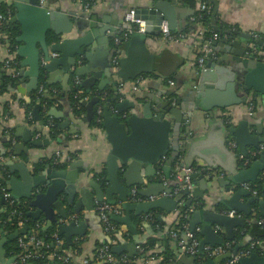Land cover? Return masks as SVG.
<instances>
[{"label": "water", "instance_id": "obj_1", "mask_svg": "<svg viewBox=\"0 0 264 264\" xmlns=\"http://www.w3.org/2000/svg\"><path fill=\"white\" fill-rule=\"evenodd\" d=\"M11 2L14 15L10 22L18 24L20 28L15 52L20 59L19 73L30 79L26 86L27 93L37 88L42 70L53 73L57 68H61L63 73L69 74L70 68L76 66L77 59L84 58L86 61H92L94 56L102 54L101 51L92 49L91 33L76 38L71 37L75 33L79 34L86 27H93V22L96 20L94 17L91 18L92 22H74L68 13L51 10L47 4L42 6L37 0H11ZM213 3L215 12L217 5L215 1ZM177 11L175 1L168 0H151L147 9L136 10V17L146 22V28L142 34H132L121 46L118 69L115 73L119 82L129 83L141 75H152L156 66V58L149 51L146 41L152 36L160 35L162 22L168 24L170 31L174 30ZM213 44L217 45L216 42ZM257 44L262 45L260 41ZM229 47L235 49L233 55L235 61L241 64L242 72L232 73L220 66L212 71L215 65L206 61L203 69L197 72L196 85L179 97L174 92L169 93L167 102L163 101L160 93L158 97L136 95L133 101L124 100L117 103L111 112L110 103H115L118 97L117 88H115L114 98L107 100L101 113V128L111 146L110 153L106 158V186L91 182L94 194L86 189L77 192L73 185H68L65 171L47 168L33 177L24 162L8 164L10 173L17 172L21 180L20 182L15 178H10L8 181L12 197L17 202L26 204L27 208L34 209L33 212L27 214V217L38 220L43 214L48 221L47 226L56 224L59 234L65 235V241L71 244L73 237L84 235L86 227L83 220L78 223L69 221L71 216L80 215L82 208L88 214L93 213L95 202L96 204L121 203L124 216L111 218L128 228L134 242L113 247L112 252L116 255L128 252L129 257H133L138 239L135 226L131 222V214L141 216L152 210H161L170 214L177 210L182 212L186 208L193 207L202 194V190L197 189L194 182L202 180L207 187L205 177L194 173L190 176L191 189L182 187V183L177 182L175 190V188L172 189V186L164 187L160 181L154 182L155 166L162 162V159L168 157L163 170L166 174L171 171L182 151L179 139L184 118L190 120L194 112L207 113L213 108L226 109L245 101V98L240 99L236 96L235 83H244L243 87L253 86L256 96L264 95V88L251 83L254 75L264 73V63L258 61L261 56L246 55L241 43L237 41L231 43ZM52 54H56L57 57L53 58ZM93 67L89 64L86 68H77L74 71L76 76L86 77L79 85L86 94H90L97 83V89L103 91L106 80H100V78L110 77V73L106 70L111 68L110 64L102 63L101 72L94 71ZM25 68L27 71L24 70ZM224 73H228L232 80L230 77L229 83L222 86ZM146 99L149 102H146L140 109L139 102ZM98 101L99 98L95 97L89 103H83L86 109L84 119L86 122L92 121L93 108ZM153 104L155 107L152 106ZM37 111L38 107H35V113ZM169 117L172 120H169ZM214 122L221 121L215 120ZM223 129L222 137L216 140L208 139L205 134L192 136L187 144L184 163L180 164V168L189 169L196 165V161H201L216 172V175H219L220 171L225 173L224 177H218L216 181L222 189L218 191L217 199H215L216 196L213 197V200L216 201L198 202L195 209L189 211L187 215L189 231L197 234L200 238L198 252L200 257L204 256L203 250L206 246L212 248L225 246L226 240L234 238V229L245 226V218L237 217V215L230 216V212L244 213L245 217H249L251 206L257 203L259 214L264 218V199H258L242 187L247 183L255 184L262 178L264 150L252 159V164L244 165L243 161L251 158L253 151H258L259 146L264 143V138L250 134L247 120L239 122L236 126H225ZM229 140L236 142L237 151L228 148ZM33 144L39 145L37 142H33ZM239 155L242 157L241 159H239ZM133 187L138 189L139 196L146 199L153 197L154 200L139 204L128 203L127 198ZM262 190L264 191V181ZM161 194L164 196L161 197ZM76 195H79L78 200H75ZM189 196L191 199L180 206V202ZM243 196L250 197L245 204L240 202ZM60 220L69 222L62 224ZM26 228L25 225L20 232L23 233ZM218 230H223L225 237L222 236V233H218ZM3 233L0 230V235ZM15 237L16 234L0 237L1 264L13 263V259L5 260V248ZM238 249L239 247H236L232 255H220L207 261L206 264H220L230 259L231 256L232 258L236 257ZM194 261L195 257L185 254H182L178 259L180 264H193ZM261 263L262 261L256 260L254 257L247 258V255L240 257L237 261V264Z\"/></svg>", "mask_w": 264, "mask_h": 264}, {"label": "crops", "instance_id": "obj_2", "mask_svg": "<svg viewBox=\"0 0 264 264\" xmlns=\"http://www.w3.org/2000/svg\"><path fill=\"white\" fill-rule=\"evenodd\" d=\"M46 1L48 2L49 9L68 13L74 22H92L91 18L94 17L96 20L93 22V27H86L82 29L79 34L75 33L71 37L76 38L80 35L91 33L90 44L92 49L101 51L102 54L94 56L92 61H86L84 58L77 59L78 62L76 66L70 68L68 72L69 74L63 73L61 68H57L53 73L43 70V76L45 77L46 83L50 86V89L43 91L41 94L38 93L40 87L39 81L37 88L27 93L26 86L30 82V79L29 77H23L20 75L19 72L21 68L19 67L17 77L13 78L11 76L12 79H17V84L13 88H10L9 86L7 92L0 96V108H2L3 105L10 107V110H8L3 118L4 123H7L6 129L9 130V132L6 130L1 134L0 155L7 153L8 157L3 161V164L7 168L8 164L24 162L29 171H31L33 177H35L38 172L44 171L47 168L55 171H65L67 173L68 185H73L77 192L86 189L94 194L95 191L90 183L95 182L100 184L96 175L105 171L106 158L110 153L111 146L107 141L104 131L95 126H91L90 124L92 121L86 122L84 120L86 117V109L85 104L83 103H89L92 98L98 97L100 103L105 106L107 100L114 98L116 94L115 88H117V100L115 103H110V111L112 112L117 103L124 100L133 101L137 94L133 92H125V90L120 89V85L116 86V83L118 84L120 81L115 76L116 71L112 67L110 69L107 68L106 70L110 73V77L104 76L103 78H100V80H106L104 90L99 91L97 89V83L92 88L90 94H86L85 96L84 94L81 95L79 103L82 108L77 109V113L74 114L73 106L69 99V93L77 87L74 84L75 79H79L82 83L84 78H86L76 76L74 71L77 68H86L87 65L91 64L94 66V71L101 72L102 63L104 64L106 62L112 65V57L115 49L113 38L122 28L125 14L131 9H147L151 0H92V8L88 16L84 14L82 8L75 2L76 0ZM168 1H175V7L178 9L176 13V27L171 32L175 35H183L184 39L180 42L173 43L163 41L160 35L158 37L152 36L147 39V47L156 58V66L154 67V72L150 75L152 78L144 75L147 79L142 83L138 94L146 95L148 97H158V94L160 93L162 96L160 97L165 102H167V96L169 93L174 92V94L179 97L196 85L198 80V67L195 65L197 50L192 48L193 42L195 41L194 32L197 27L193 20L195 19V10L186 6L182 0ZM207 1L208 6L201 2V0H196L195 7L196 9H201V6L204 5L207 10L210 11L209 27H204V29L205 31L216 33L218 35V38L212 42V52L205 57V62L207 61L208 63L215 65V68L212 69V71H215V69L220 66L230 70L232 73L239 74L242 72L241 64L235 61V56L233 55L235 49L229 47L231 43H235L236 41L241 43V47L244 49L246 55H250L249 47L251 44L259 47L261 53L258 54V56H261V58L257 59L264 63V0ZM213 1H215L217 5L215 12V4ZM241 38L242 40H240ZM259 41L262 45L257 44ZM214 42L217 43L216 46L213 44ZM15 52L13 54L11 53L12 55L9 56L10 52L0 46V63L1 61L6 60V58L13 59L14 55L16 56ZM2 69L3 73L9 72L3 67ZM24 70L27 71V68ZM51 75L53 79H51ZM230 77L231 76L228 73L223 74L222 86L229 83L228 80ZM110 78L111 80H109ZM171 78H173V80H170ZM230 80H232V77ZM168 81L174 82L175 87L170 86L167 83ZM251 83L254 86L264 88V73L254 75ZM235 84L236 96L240 99L245 98V101L226 109L213 108L207 113L194 112L190 120L187 118L184 120L183 123L186 125L182 124V128H184L183 133L190 132L191 137L205 134L208 139L216 140L217 138L222 137L224 130L223 127L232 125L236 126L239 122L247 120L250 134L255 137L264 138V95L258 94L256 96V91L253 86L243 87L245 84L240 82ZM35 94L38 97L43 95L44 98H50L52 100L49 101L50 105L47 110L49 118L52 119L58 127L56 130V141H52L46 136L47 127L42 125L39 115L40 110L44 111V109H46V105L39 99L33 100L32 98ZM18 97L26 103H30V101L34 102L31 112L30 109L27 111L15 100ZM250 99H254L256 105H254ZM146 102L149 101L146 99L139 102L140 109ZM98 103H96L94 107ZM249 104L254 105V108L251 111L248 108ZM152 106L155 107L154 104ZM35 107H38L36 113ZM221 111H225L227 116H221ZM169 120H172V118L169 117ZM215 120H220L221 122H214ZM33 142H37L39 145H34ZM188 142L183 143L181 147L182 151L179 157L181 163H184V156L187 152ZM57 153L61 156L60 162L55 160ZM167 158L162 160L163 162L157 167V170L155 167L154 182L160 181L164 187L168 188L172 186V189L175 188L176 190V167H172L168 174L163 170ZM43 159L50 160L51 162L45 164L42 168L37 169L36 165L42 162ZM196 165L204 164L201 161H196ZM160 167L161 170L158 169ZM35 169L36 171H34ZM158 174H161V177H158ZM218 174L219 175L214 176L203 175L207 187L202 180H196L194 182L197 189L199 188V190H202V194H200L199 201L195 202L193 207L189 209L186 208L185 211L182 212L177 210L170 214L161 210L158 211V219L166 225L164 231H167V229L170 230L174 225L179 224L181 218L186 219V228L189 230V220L187 219L189 211L194 210L195 205L198 202L201 203L206 201L209 203V200L215 202V199L218 197V191L222 190L216 181L218 177H224L225 173L220 171ZM10 175V178H15L21 182L17 172H14L13 174L10 173ZM215 196L216 198L213 200V197ZM78 199L79 195H76L75 200ZM189 199H191L190 196L185 197L180 202V206L187 203ZM249 199L250 197L243 196L240 202L245 204ZM33 211L34 209L28 207L27 214ZM3 212L4 207L3 210L0 209V217ZM234 213L237 217L245 218V226L234 229V238L232 240H226L225 244L228 245V249L225 254L232 255L235 252V248L239 247L236 253L238 259H240L241 255L245 254L243 256L247 255V258L254 257L256 260L262 261L261 264H264V224H260V222L264 223V218L259 214L258 210L257 212L254 210V204L251 206V215L249 217H245L244 213ZM75 216L78 217L76 223L83 220L86 227L83 236L73 237L71 241L72 244L82 241L83 245L80 246L81 252L78 251L75 255L71 250H68L67 256L71 257L70 259L72 261L69 264H82V259L84 258L89 259L92 263V260L94 259L93 252L105 244L117 247L134 242L132 235L131 240L128 239L125 241L124 239V242H119L116 238H113L112 240L110 238V241H108L109 236L104 232L102 222L95 212L88 214L86 210L82 208L81 214ZM144 216H146V214L141 217L144 218ZM132 217L136 216L131 214V219ZM28 219L37 223L43 231L50 229L52 226L57 227L56 224L47 226L48 221L43 214L40 215L38 220H34L31 217H28ZM255 221L257 222L254 223ZM68 222L69 221L60 220V223L62 224H67ZM122 226L123 227L118 228V232L122 235L121 237L123 239V236L127 237L131 233H129L128 228L125 225ZM23 227H16V230L11 232L6 231L0 219V230L4 232L0 237L16 234V237L12 240L16 241L18 238H23L32 233V229L28 226L26 230L21 233L20 231ZM138 231L139 232L136 230L138 243H136L135 255L129 257L128 252H123L119 255H124L132 260L138 254L143 253L140 244L143 243V240L154 235L155 228L150 223L143 220ZM218 233H222V236L225 237L223 230H218ZM64 236L65 235H62L65 241ZM170 243V249L174 250L178 262V259L182 254L176 249L175 242L170 241ZM7 246L5 248V260L13 259L14 262L16 258L7 252ZM157 246L158 247L151 250L144 259H138L136 264H141L142 260L152 258L157 260L155 264H160L161 257L158 256V254L160 253L162 246H160V243H157ZM232 259L231 256L230 259L226 260L228 261V264ZM210 260H213V258L196 256L193 264H206L207 261ZM224 262L220 264H225ZM97 263L98 262L96 261L95 264Z\"/></svg>", "mask_w": 264, "mask_h": 264}, {"label": "built area", "instance_id": "obj_3", "mask_svg": "<svg viewBox=\"0 0 264 264\" xmlns=\"http://www.w3.org/2000/svg\"><path fill=\"white\" fill-rule=\"evenodd\" d=\"M39 2L40 5L42 6H46V0H37ZM80 1V0H79ZM79 1H75L76 3H78V5L82 8V10L84 11V14L86 16L89 15V13L91 12V8H92V4L89 3H85V4H81ZM0 2L2 4H4L5 6H7V10L5 14H0V30L3 28V26L9 22V20L11 19L10 17V9L9 6L11 5V0H0ZM205 9H207L204 5L201 6L200 11H204ZM196 19V18H195ZM195 19H193L195 21ZM145 28H146V22L144 20H142L141 18H137L136 17V10L131 9L129 10L124 18H123V23H122V28L118 31V34L114 36L113 38V42H114V54L112 57V66L114 67L115 71H117L118 69V61L120 59V48L121 46L124 44V42H126L130 36L134 33H139L142 34L145 32ZM205 33V29L200 27L198 28L195 32H194V37H195V41L193 42V47L194 49L197 50V52H199L200 57L197 60V67L198 70L203 69L204 67V63H205V57L210 54L212 52V42L214 40H216L218 38V35L216 33H212L211 37L207 38L206 40L203 39V35ZM160 36L161 39L165 42L168 43H173V42H180L184 39L183 35H175L173 34L168 27V24L166 22H162L160 25ZM203 39V40H202ZM201 40V41H200ZM5 49H7V47H5ZM250 49V55L253 57H258V54L261 53V50L259 47L255 46V45H250L249 47ZM10 52V50H9ZM13 54V53H12ZM11 54V55H12ZM52 57L55 58L57 57L56 54H52ZM42 65L44 64V62H41ZM3 68L6 71H9L11 76L13 78L17 77L18 75V62L15 60V58L13 59H6L3 62ZM143 79L139 78L137 79L132 85H125L123 83H120V89L121 90H125V92H133V93H138L140 92V87L143 83ZM170 86L175 87L174 82L172 81H168L167 82ZM75 86H79L80 84V80L79 79H75L74 81ZM80 89V88H78ZM82 89L77 91V95H82L83 92L81 91ZM44 91V88L42 85H40L38 93L41 94ZM249 110L251 111L254 106L253 104H249L248 106ZM45 111V109H44ZM101 114V110L100 108L97 109V114H96V123H100V119L98 116H100ZM184 125H186L185 123H183ZM100 130H102L100 128ZM103 131V130H102ZM184 136V143H187L191 137V133L190 132H185L183 134ZM228 148L232 151H237V144L234 140H229L228 141ZM264 150V143L262 145L259 146L258 151H253L251 153V158L244 160L243 163L244 165H250L253 162V158L257 157L259 155V153ZM242 157L239 155V159H241ZM61 156L60 154L57 153V157L55 160H58V162H60ZM4 159L3 157H0V162H3ZM200 166L199 169L195 170L194 168H176V174L175 177L177 178V182L182 183V187H187L188 189H191V182H190V176L194 173H198L204 176H214L217 173L212 171L211 169H209L207 166L205 165H198ZM180 170V171H179ZM161 174H158V176ZM261 177H264V170L261 172ZM242 187L248 191L251 192V194L253 196H257L258 195V191L253 189L249 183L242 185ZM138 189L136 187L132 188L130 191V195L127 198V202L130 204H139V203H143V202H148V201H153L154 198L150 197V198H143L141 196H139V194L137 193ZM0 192H1V201L4 204V210L6 211H10V216L7 219V222H12V217L11 215H16L17 216V222L15 224V227L21 228L25 225V221L21 220V218L23 217V212L22 211H17L16 209H14V206L16 204V200L12 197V194L9 190V186L8 189L5 186L0 185ZM161 197L164 196V194L160 195ZM264 197V196H263ZM264 199V198H262ZM95 213L97 214V216L99 217V219L101 220L103 226H104V232L107 235H110V233H113L117 230V227H115L111 222L110 219L113 216H117V217H123L124 216V211L122 209V204L121 203H116V204H108V203H97L95 205L94 208ZM230 216H234L236 215L234 212H230L229 213ZM76 216H71L69 218V221H77ZM143 220L145 222L150 223L152 226H155V221L152 218L151 215L146 214V216H144ZM260 224H264L262 222H260ZM178 224L174 225L167 233V236L169 237L170 241L175 242V247L176 249H178L180 251L181 254H185L187 256H191V257H196L198 256V252H199V245H200V240H198L195 237V233H191L187 228L186 225H183L181 228H177L175 226H177ZM155 228H157L155 226ZM181 234V238L179 237V235ZM53 239L55 240V244L56 246L60 244L59 239L57 234L53 235ZM18 240V244L19 247L22 248L23 250V254L16 259L13 263L11 264H26L28 263V261L30 260H35V259H46L47 261H49V263H53L54 260H59L64 264H69L72 261L69 259L70 257H68L67 255H60L57 254V252L53 251H49L48 250V244L44 241V239L42 238H38L37 237V232L35 228H32V233H30V236L28 237H20L17 239ZM227 249H228V245L225 244V246L221 247H210V246H206L203 250L204 256L208 257V258H215L218 257L220 255H223L225 253H227ZM73 254L75 255L76 252L73 251ZM245 255V254H243ZM243 255H241L240 257H242ZM96 261H103L105 262V264H132V261L127 258L126 256L122 255L120 258H117L114 256V254L112 252H110V248L107 245H103L102 247H100L96 253ZM238 260V256L233 257V259L229 262V264H236ZM157 260L155 259H145L142 260L141 264H155ZM82 264H93L91 263V261L89 259H82Z\"/></svg>", "mask_w": 264, "mask_h": 264}, {"label": "trees", "instance_id": "obj_4", "mask_svg": "<svg viewBox=\"0 0 264 264\" xmlns=\"http://www.w3.org/2000/svg\"><path fill=\"white\" fill-rule=\"evenodd\" d=\"M79 1V0H76ZM81 4H85V3H89L92 4V0H80L79 1ZM182 2L188 6L191 7L192 9L195 10V26L197 25L195 31L200 27L204 28V27H209L210 24V11L205 9L204 11H200V9H196L195 4H196V0H182ZM201 2L205 3L208 6V1L207 0H201ZM46 4L49 8L48 2L46 1ZM10 9V17L12 18L14 15V8L12 6V4L9 6ZM7 10V6H5L4 4H2L0 2V14H5ZM11 20V19H10ZM9 20V22H7L3 28L0 30V46L1 48H5L7 47V50H10V54L14 53L16 51V48L18 46V43L16 42V39L18 38L19 34H20V28L18 24H13L11 23ZM212 32H208L205 31L204 35H203V39L206 40L207 38L211 37ZM202 39V40H203ZM200 57L199 52L196 53V60H195V65L197 67V60ZM15 60L18 62V70H19V58L17 56L14 55ZM9 59V58H6ZM3 61H1L0 63V96L4 95L7 92V89L9 88H13L16 84H17V79H12L11 78V74L10 72L8 73H3L2 72V67H3ZM146 77V76H145ZM151 77V76H150ZM152 78V77H151ZM170 80H173V78H171ZM39 85H42L44 88V91L49 90L50 86L46 83L45 81V77L43 76V70L40 73L39 76ZM79 90V89H78ZM83 90V89H82ZM71 91V90H70ZM84 96L86 95V93L84 92ZM69 99L70 102L72 103L73 106V110H74V114L77 113V109H81V105L79 103V101L81 100L80 96L81 95H77V87H75L74 90H72V92L69 93ZM83 95V94H82ZM36 96V97H35ZM35 96L32 98L34 99H39L40 101L44 102L46 105V109L45 111L40 110L39 115H40V121L42 122V125L47 127V134L46 136L52 140V141H56V130H57V125L56 123L49 118L48 115V110L47 108L50 105L49 101H52L50 98L46 99L44 98L43 95L41 96H37L35 94ZM20 105H22L27 111L30 112L33 109V101H30V103H26L24 102L22 99H20L19 97L15 99ZM252 100V103H254V105H256V101L254 99H250ZM74 104V105H73ZM102 103H98L95 107H94V117L92 119L91 122V126H95L97 128H101V123H96V111L97 108L101 105ZM253 105V106H254ZM104 107V106H103ZM102 107V108H103ZM8 110H10V107H6L5 105H3L2 108H0V137L1 134L4 133L7 129V123H4L3 118L4 115L8 112ZM221 116H227V113L225 111H221ZM229 116V115H228ZM9 132V130H7ZM1 157H3L4 160L7 159L8 155L7 153H4L3 155H0ZM43 162V163H42ZM42 162L38 163L36 165L37 169L42 168L45 164L50 163L51 161L49 160H45L43 159ZM4 162H0V185L5 186L8 189V181L10 180V172L8 170V168L3 164ZM195 170L199 169L200 166L195 165L193 167ZM96 178L99 179L100 184L105 187L106 186V172L103 171L102 173L96 175ZM264 181V177L261 178L257 183L253 184V183H249V185L258 191V195L256 196L258 199H262L264 198V191L262 190V183ZM0 209L3 210L4 204L1 201V192H0ZM14 209H16L17 211H22L23 212V217L21 218V220L25 221V225H27L28 227L35 228L36 232H37V237L38 238H42L44 239V241L48 244V250L53 252H57V254L60 255H67L68 250H71V252L73 253V251L75 252H81V248L80 246L83 245L82 241L77 242L76 244H68L66 241H64L62 235L59 234L57 228L54 226H52L50 229L43 231V229L37 224L34 223L32 221H30L27 217V205L26 204H22L16 201V204L14 206ZM254 210L257 212L258 208H257V203H254ZM159 210H152L150 211L148 214L152 216V218L155 221V226L157 228H155V233L153 236L148 237L146 240H143V243H141V248L143 249V253L138 254L136 257H134L131 261L132 264H136V261L138 259H144L145 256H147L149 254V252L151 250L156 249L157 243H160V246H162V249L160 251V253L158 254V256L161 257V261L160 264H178L179 262H177V257L176 254L174 253V250L170 249L171 243H170V239L167 236V233L169 231V229H167V231H164L166 228V225L160 221L158 219V212ZM10 211H6L4 210V212L2 213L0 219L2 224L4 225V228L6 229V231H14L16 230L15 224L17 222V216L16 215H11L12 217V222H7L8 217L10 216ZM142 216V215H141ZM141 216H136V217H132V224L135 226L137 232L138 228L142 225L143 223V218ZM110 222L117 227V230L113 233H110V235H108V241H110L113 238H116L119 242H124L126 240H131V234H129L127 237L123 236L122 239V235L119 234L118 232V228L119 227H123L122 224H119L118 222L114 221L112 218L110 219ZM183 225H186V219L185 218H181V221L179 222V224L175 227L177 228H181ZM103 226V224H102ZM104 228V226H103ZM57 234L58 239L60 244L56 246L55 244V240L53 239V235ZM116 234V235H115ZM195 237L200 240L199 236L197 234H194ZM30 236L27 235L25 236L28 237ZM179 237L181 238V234L179 235ZM107 246H109L110 248V252H112V248L113 246H111L110 244H105ZM99 249V248H98ZM98 249H96L93 254H94V259L92 260V263L95 264L96 263V253L98 251ZM7 252L11 254V256H14V258L18 259L22 254H23V250L21 247H19L18 244V240L16 241H11L9 242L8 246H7ZM113 253V252H112ZM114 254V253H113ZM115 257L120 258L122 255H116L114 254ZM69 257V256H68ZM71 258V257H70ZM69 258V259H70ZM71 260V259H70ZM225 264H228V261L224 262ZM26 264H64L59 260H54L53 263H49V261H47L46 259H35V260H30L28 261V263ZM97 264H105V262L103 261H98Z\"/></svg>", "mask_w": 264, "mask_h": 264}, {"label": "flooded vegetation", "instance_id": "obj_5", "mask_svg": "<svg viewBox=\"0 0 264 264\" xmlns=\"http://www.w3.org/2000/svg\"><path fill=\"white\" fill-rule=\"evenodd\" d=\"M118 34V32L115 34V35H117ZM114 35V36H115ZM125 43V42H124ZM19 67H20V65H19ZM111 67L114 69V67L111 65ZM115 70V69H114ZM115 72V71H114ZM139 78H142L143 79V81H146V79H147V77L145 78V76L144 75H141V76H139L137 79H139ZM136 79V80H137ZM136 80H134V81H131V82H129V83H123V84H125L126 86L127 85H132ZM120 83L121 82H119L118 83V85H120ZM80 84H81V82H80ZM79 84V85H80ZM79 87V86H78ZM80 88V87H79ZM119 89V88H118ZM80 90V89H79ZM77 91H78V88H77ZM82 92H83V90H81ZM84 94V93H83ZM135 94H139V92L138 93H135ZM103 104H101L97 109H99L100 108V110H101V113H102V111H103ZM96 114H97V111H96ZM97 117H99V119H100V121H101V114H100V116H98L97 115ZM186 118H184V120H185ZM184 120H183V122H184ZM183 122H182V124H183ZM101 123V122H100ZM102 129V128H101ZM184 132V128H181V134H180V147H182V145H183V143H184V136H183V133ZM180 157V156H179ZM179 157H178V159H176V161H175V163H174V165H173V167H179L180 168V164H182L180 161H179ZM163 160V159H162ZM161 160V161H162ZM163 162V161H162ZM162 162H160L158 165H156L155 167H156V170H157V167H159L161 164H162ZM177 162H178V164H179V166H178V164H177ZM198 166V165H197ZM163 168V167H162ZM159 170H161V167L160 168H158ZM158 177H161V175H159ZM134 188V187H133ZM95 208V207H94ZM95 212V211H94ZM97 215V214H96Z\"/></svg>", "mask_w": 264, "mask_h": 264}]
</instances>
